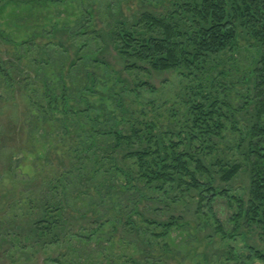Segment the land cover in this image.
Listing matches in <instances>:
<instances>
[{
	"label": "rangeland",
	"instance_id": "374dc122",
	"mask_svg": "<svg viewBox=\"0 0 264 264\" xmlns=\"http://www.w3.org/2000/svg\"><path fill=\"white\" fill-rule=\"evenodd\" d=\"M175 3L0 0V264H264V228L234 230V201L213 205L221 233L196 193L147 184L132 157L174 143L190 170L192 157L204 163L200 181L248 198L258 44L239 25L210 74L217 85L204 87L201 73L128 68L117 47V31L147 29L143 16ZM206 89L229 104L219 131L193 121ZM232 163L240 170L226 182L220 169ZM48 208L61 214L51 248L34 236Z\"/></svg>",
	"mask_w": 264,
	"mask_h": 264
},
{
	"label": "trees",
	"instance_id": "16d2710c",
	"mask_svg": "<svg viewBox=\"0 0 264 264\" xmlns=\"http://www.w3.org/2000/svg\"><path fill=\"white\" fill-rule=\"evenodd\" d=\"M178 9L167 12L161 17L143 16L147 29L125 28L117 31V47L122 50L124 62L128 68H151L156 71L185 69L193 73H201L205 77L201 83L215 86L216 79L211 72L220 55L235 45L237 27L240 25L251 39L258 44L260 60L255 67L253 94L256 98L257 123L252 130V139L247 142V148L253 156L250 170V187L247 200L229 196L226 189L217 190L212 182H202L195 171L208 173L204 163L195 157L194 171L188 168L189 153L176 151L171 146V152L165 147L163 153L154 155L152 148L141 153H132L137 158L143 179L149 185H157L162 191L166 184L178 183V188L192 190L198 197L197 212H202L206 206L208 215L214 219L219 232L224 233L213 210L218 196L225 197L237 205V213L233 215L234 230L242 224L248 227L264 228V0H175ZM200 86V87H201ZM207 90V89H206ZM201 98L197 97L191 105L193 119H202L200 129L209 131L220 130L221 111L229 104L221 102L216 90H203ZM196 96V94H195ZM209 123L208 125H204ZM123 138L119 135L116 139ZM247 141V140H246ZM191 144V143H189ZM178 147V146H177ZM246 148V147H245ZM189 155V157H187ZM146 157L150 158L146 159ZM187 157V158H186ZM240 170L239 164L222 166L220 177L228 182ZM198 192V193H197ZM40 225L34 236L38 246L51 248L58 240L54 233L58 228L61 214L58 209H45ZM174 221V220H173ZM173 221L161 222L162 235L174 225ZM243 225V226H244ZM160 233V234H161ZM224 236V235H223ZM28 237V236H27ZM254 252V251H253ZM257 258L264 261V255L255 251Z\"/></svg>",
	"mask_w": 264,
	"mask_h": 264
}]
</instances>
